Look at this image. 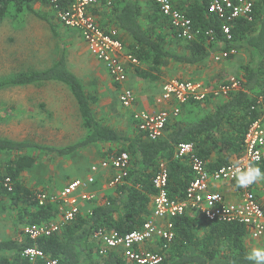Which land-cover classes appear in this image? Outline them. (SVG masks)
Listing matches in <instances>:
<instances>
[{"label": "trees", "instance_id": "1", "mask_svg": "<svg viewBox=\"0 0 264 264\" xmlns=\"http://www.w3.org/2000/svg\"><path fill=\"white\" fill-rule=\"evenodd\" d=\"M35 1L0 0V24L12 15V8L16 12L29 11L48 22L54 19V15L38 12L34 8ZM209 2L202 0L185 11L201 32L196 39L183 44L154 0H150L148 13L144 12L139 0H114L110 7L113 22L132 37L127 51L147 65L145 69L135 67L141 77L157 80L165 66L197 64L207 59L218 43L222 44V50L250 49L251 59L242 67V89L214 101L213 106V101L209 99L203 106L200 102L191 101L188 108L201 110V106L206 110L204 115L194 120L171 117L165 135L160 139L150 140L139 129L135 136L121 135L113 127L100 122L93 112L92 97L67 66L64 49L49 68L0 81V88L40 85L46 81L64 83L74 95L83 123L90 130L81 141L60 148L0 137V150L15 155L4 163L0 162V201L4 202V207L7 202L15 210L19 224H42L58 216V210L53 205L38 206L36 193L45 190L30 189L21 181L22 174L38 163L36 156L21 154L23 149L36 146L64 156L94 143H110L121 146L111 147L109 154L127 152L130 156L129 174L125 180L93 201L88 212L80 211L59 231L34 240L24 236L20 229L14 237L0 240V264H30L21 256L28 246L39 247L49 257L57 259L59 264H137L128 262L115 251L101 256L100 243L93 238L94 231L115 229L126 234L143 226L152 212L155 194L153 178L162 161H167L170 168V197L180 199L184 196L194 174L187 158L175 157L180 143H193L197 154L207 161L209 169L228 164L243 151L249 125L261 116L256 103L257 97L264 93V0H255L252 20L238 18L234 22L231 40L221 33L222 20L209 12ZM120 4L124 5L120 7ZM146 18L152 24L158 23L159 30L152 25L145 26L143 20ZM167 27L172 31L177 51L165 46L167 36L164 30ZM211 29L214 31L213 38L206 34ZM186 106H181L182 112ZM256 166L264 170V162ZM7 175L13 180L12 190L3 186ZM258 182L261 187L256 197L264 205V180ZM233 184L240 188L235 181ZM172 222L175 236L160 264H253L247 259L250 252L246 244L249 230L244 224L209 221L194 211L174 217ZM158 244L162 246L161 241Z\"/></svg>", "mask_w": 264, "mask_h": 264}, {"label": "built area", "instance_id": "2", "mask_svg": "<svg viewBox=\"0 0 264 264\" xmlns=\"http://www.w3.org/2000/svg\"><path fill=\"white\" fill-rule=\"evenodd\" d=\"M114 0H51V6L61 24L80 32L90 52L107 68L113 82L120 88L119 100L123 107L132 108L136 95L127 85L128 67L141 65V62L125 51L123 42L116 33L101 28L95 16L91 13L93 7L100 3L111 6ZM161 13L168 19L176 37L182 41H192L200 34L192 19L177 7L173 0H154ZM255 0H210L209 12L222 20L221 33L226 39L233 38V25L238 18L252 20ZM207 35L213 38L214 31L208 30ZM237 49L221 50L213 55V60L220 62L237 54ZM242 89L240 78L230 76L224 82L212 85L201 80H183L170 78L162 85L157 102H174V106L160 111L135 110L132 117L146 137L157 140L164 136L166 125L171 117L181 114L182 104L203 102L215 96H228L231 92ZM256 107L264 116V93L257 97ZM176 158H187L194 174L182 198H172L169 195L170 168L167 161L159 163L153 178L155 194L153 196L152 212L139 229L121 234L115 229H98L93 238L100 243L99 254L105 256L110 251L119 252L128 262L137 264H160L164 260V252L174 239L172 218L189 211L202 214L209 221L238 222L244 224L253 239L264 236V205L256 197L253 184L245 188L240 201H230L215 188L218 182L231 183L235 181L237 166L246 168L264 162V124L259 119L253 121L244 139V153L236 160L215 169H209L207 161L196 152L191 142L180 143L175 151ZM101 168L111 171L109 187H116L129 174L130 156L127 152L109 154L101 161ZM1 174V169H0ZM97 183L93 175L85 179L76 178L67 183L56 193L38 191L36 201L38 206L53 205L58 210V216L42 224H28L23 227V234L36 240L41 236H49L73 220L81 211V202L96 199L97 192L91 189ZM3 186L13 189V180L7 175ZM162 242V246L151 249L144 247L148 242ZM21 256L30 264H59L55 258L49 257L37 246L26 247Z\"/></svg>", "mask_w": 264, "mask_h": 264}, {"label": "rangeland", "instance_id": "3", "mask_svg": "<svg viewBox=\"0 0 264 264\" xmlns=\"http://www.w3.org/2000/svg\"><path fill=\"white\" fill-rule=\"evenodd\" d=\"M50 5V0H36L34 2V8L38 12L55 16L50 22L29 11L16 12L12 8V15L7 16L0 24V81L21 73H31L45 69L56 60L57 55L59 56L60 46L58 42L60 39L67 40L66 38L70 36L69 31L72 28L65 27L57 21L55 11L52 12ZM61 28H65V31L62 32ZM167 42H169V49H171L173 43L171 40ZM176 47L175 45L174 48ZM241 49L238 54L239 61L233 64L232 67L235 70L230 76L241 78L243 65L251 59L248 47H242ZM99 66L102 70L104 69L102 63ZM134 69L133 71L137 74ZM183 71L178 65H168L162 68L159 79L152 80L138 76L139 80L136 79V81L149 84L145 89L153 92V90L156 91L159 84H163L172 77L194 80ZM219 80L208 78L206 81H201L215 85L219 84ZM41 85L38 91H34L37 86L18 87L9 85L0 88V137L55 147H62L82 139L87 134V129L81 124L80 114L74 109L73 105H70V92L64 85L48 84L46 92L43 93L44 91H40L43 88ZM55 92L59 94L57 99L61 100L63 98L66 101V114L59 113L60 103L52 102ZM42 93L43 96L41 97ZM34 99H51L55 111L46 116L44 104L41 107L28 104L33 102ZM201 111L203 110L197 109V114H194V116L191 112L185 111L183 116L193 120L198 119V116L203 115ZM181 115L179 118H181ZM119 119L120 116L111 118V121L114 120L113 125L119 133L122 135L132 134L133 132L130 131L131 128L127 126V122L122 120L123 123H119ZM106 146L120 147L121 144L105 145V143H95L64 156H60L56 152L45 151L36 146H29L20 153L36 156L38 163L22 174L21 181L30 189L45 190L49 193L61 191L68 182L75 178L84 179L89 175H93L97 177L98 181L102 173L97 172L96 174V171L92 170V166L99 162L101 151ZM14 156L12 153L0 150V162L2 163ZM107 181H98L100 183L94 186L100 197V193L108 192L106 189L99 191V186L104 182L107 183ZM99 196L97 199L100 198ZM93 201L95 200L82 202L84 205L82 211L86 212L90 209L94 204ZM5 203L6 207H4V202L0 201V240L14 237L25 226L18 223L15 210L11 208L9 203ZM248 241L247 245L250 251L253 248L264 247V238H251V243H248Z\"/></svg>", "mask_w": 264, "mask_h": 264}, {"label": "crops", "instance_id": "4", "mask_svg": "<svg viewBox=\"0 0 264 264\" xmlns=\"http://www.w3.org/2000/svg\"><path fill=\"white\" fill-rule=\"evenodd\" d=\"M200 1H202V0H173L174 4L177 7L181 8L183 11H188L189 8L191 7V5H194L195 3L200 2ZM139 3L142 6L144 12L148 13L149 7H150L149 6L150 0H139ZM123 5L124 4H120V7H122ZM110 7L111 6H108L105 3L104 4L100 3L99 5L92 8L91 13L95 16V19H96L97 23L101 26V28L103 27V29L108 31V32L114 31L116 33L117 38H119L123 42V44L125 46V51H127L128 45L133 41L132 37L130 36V34L127 31L117 27L115 22H113V20L111 18ZM50 9L53 12V8L51 5H50ZM56 19H57V17H56ZM57 21H59V20L57 19ZM143 22H144L145 26L152 25L157 30H159V28H160L158 23L152 24L151 22H149V19H147V18L144 19ZM61 25H63V24H61ZM75 30L76 29H71L69 31L70 36H68L66 38L67 40L60 39V41L58 42V44L60 46V52H59V56L57 55L56 60L60 57L61 52L64 49L65 53H66L67 66H68L69 70L72 73H74L78 77V79L81 81V83H82L85 91L87 92V94H89L92 97L91 102H92L93 112H94L95 117L100 122H102L105 125H109V126L113 127L115 130H117L113 125L114 120L111 121V118H114L115 116H120V119L118 120V122L123 123L122 120L126 121L127 126L131 128L130 131L133 132L132 134H128V135L129 136H135L138 133L139 128L137 127V125L135 124V122L133 120V117H132L133 111H135V110L160 111L163 109H169L170 110L174 106V102H164V103L157 102V97L161 94L163 84H159L157 86L156 91L153 90V92H152V90L149 91V90L145 89L146 87L149 86V84L139 83L136 81V79L139 80L138 76H140V75L138 73L136 74L135 71H133V68L141 67V68L145 69L147 65L141 63V65H139V66L134 65L135 66L134 67L131 63L129 64V62H126L127 67H128L127 85L130 88H132L133 91L135 92L136 101H135V105L132 108L123 107L120 103V100H119L120 88L113 82L106 66L90 52L87 44L82 39L80 32L78 30H76V31ZM61 31L64 32L65 28H61ZM164 34H165V36H167L165 46L167 47V49H169V42H167V41L171 40V42L173 43V44H171V47H172L171 49H173L174 46L176 45V43H175V39L173 38L174 36L172 34L171 29L169 27H167L164 30ZM185 42L186 41L181 40L182 44ZM221 45L222 44H220V43L214 45L212 52H211V55L207 59H205V60H203L197 64H187V65H183V66L182 65H178V66L184 70L183 72H186L185 74H187L188 76H191L194 80H205L206 81L208 78H211V79L217 78V79H220L219 83L224 82L225 80H227L230 77V75L235 70L234 67H232V66H233V64L237 63V61H239L238 54L240 53V51L242 49L241 48L238 49L237 54L233 55L231 58L221 60L220 62H216L213 60V55L222 50ZM245 48H247V47H245ZM173 50L177 51V47L174 48ZM249 53L251 56L250 49H249ZM53 63L50 66H52ZM100 63H102L104 66L103 70H102L101 66H99ZM49 67H47V68H49ZM83 67H84V69H83ZM134 70H136V68ZM176 78H178V77H176ZM216 82H217V80H216ZM48 84L49 85H64V87L70 92V96H69L70 105H73L74 109L78 112V114H80L77 101H76L74 95L71 94L72 92L70 91V89L68 88L67 85H65L64 83L59 82V81H46L41 85V87H43V88L40 91H44L43 93H45L46 92V86ZM17 86L18 87H26V86H35L36 87L37 86L34 89V91H38L40 88V85H37V84L17 85ZM43 93L41 94V97L43 96ZM58 96H59V94L57 92H55L53 94V97H54L53 101L51 99H49V100H45V99L36 100V99H34L33 102L28 103V104H30V106H40V107L42 104H44L45 105L44 111L46 112L45 115L49 116L52 114L51 113L52 111H55V109L52 107V102L60 103V105H59L60 108L58 109L59 113H61V114L65 113L66 114V107H67L66 101L63 98L61 100L57 99ZM226 97L227 96H223V95L211 97L209 99L210 101H213L211 103V106H213L214 101L224 99ZM206 101L200 102L201 105L203 106V104H205L204 102H206ZM182 105H188V106L184 107L185 109L183 110V112L181 109V112H182V115L180 114L181 118H188V117L183 116L185 111L191 112L193 116H194V114H197L196 108L195 109H189L188 108L190 105V102L182 104ZM211 106L209 108H212ZM200 108L203 110L201 112H203L202 114L204 115L206 110H204L201 106H200ZM115 112H116V114H115ZM34 116L37 117L36 115H34ZM80 116H81V114H80ZM179 116L176 118H179ZM198 118H199V116H198ZM81 119H82V117H81ZM190 120H192V119H190ZM263 120H264V116L261 115V121L264 122ZM81 124H83V126L87 129V134H89L90 130L84 125L83 119H82ZM118 133H119V131H118ZM86 135L82 139H84L86 137ZM82 139H80L74 143H68L62 147H66V146L75 144V143L81 141ZM106 144L109 145L110 143H105V145ZM53 147H55V146H53ZM85 147H87V146H85ZM56 148H60V147H56ZM82 148H84V147H82ZM110 148L111 147L106 146L101 151V158L97 164L94 162L95 160L93 159L94 160L93 162L95 163V165L92 166V170L96 171V174H97V172L100 174L102 173L101 178L98 179V181H100V182H103L105 180L109 181L110 176L112 174L111 171L101 168V161L109 155L108 150ZM243 153H244V149L239 155L234 156L231 159V161L236 160ZM72 180H74V179H72ZM98 181H97V183H100ZM108 181H107V183L106 182L102 183L100 185L101 188L99 186V191L106 189L108 192H111L115 188V187L114 188L109 187ZM233 182H231V183L218 182L217 184H215V188L220 190L228 200L240 201L244 192H245V188H237L233 184ZM94 186H92L91 189L96 191ZM260 187H261V183L255 182V183H253L252 189L257 194L258 188H260ZM108 192H106L104 194H107ZM104 194L100 193L101 197ZM98 196L99 195L97 194L96 199L98 198ZM96 199H94V200H96ZM80 205H81V211H82V207L84 205L82 202ZM89 210L90 209L86 210V212H88ZM251 238L252 237L250 235L247 237L246 244H247L248 239H249L248 243H251V241H250ZM260 238L263 239L264 236H262ZM260 238H258V239H260ZM2 240H5V239H2ZM158 246H159L158 242H148V243L144 244V247L151 248V249L157 248Z\"/></svg>", "mask_w": 264, "mask_h": 264}, {"label": "clouds", "instance_id": "5", "mask_svg": "<svg viewBox=\"0 0 264 264\" xmlns=\"http://www.w3.org/2000/svg\"><path fill=\"white\" fill-rule=\"evenodd\" d=\"M236 185L240 188H247L251 184L264 180V170L258 166L250 165L246 168L237 166L234 177ZM247 259L253 264H264V247L253 248L247 253Z\"/></svg>", "mask_w": 264, "mask_h": 264}]
</instances>
